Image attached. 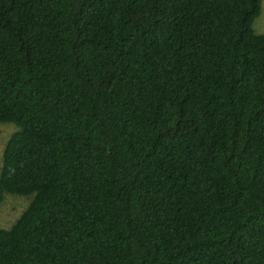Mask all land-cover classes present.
Returning <instances> with one entry per match:
<instances>
[{
	"label": "trees",
	"instance_id": "obj_1",
	"mask_svg": "<svg viewBox=\"0 0 264 264\" xmlns=\"http://www.w3.org/2000/svg\"><path fill=\"white\" fill-rule=\"evenodd\" d=\"M261 1L0 0V264H264Z\"/></svg>",
	"mask_w": 264,
	"mask_h": 264
},
{
	"label": "rangeland",
	"instance_id": "obj_2",
	"mask_svg": "<svg viewBox=\"0 0 264 264\" xmlns=\"http://www.w3.org/2000/svg\"><path fill=\"white\" fill-rule=\"evenodd\" d=\"M253 29L257 34L264 32V0L261 1L259 15L253 21ZM15 130L16 127L11 123H0V168L4 145ZM30 199V196L6 194L0 204V228L10 227L27 207Z\"/></svg>",
	"mask_w": 264,
	"mask_h": 264
}]
</instances>
